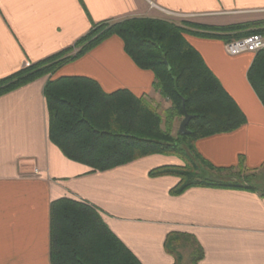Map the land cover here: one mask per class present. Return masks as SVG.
Listing matches in <instances>:
<instances>
[{
  "label": "crops",
  "instance_id": "obj_1",
  "mask_svg": "<svg viewBox=\"0 0 264 264\" xmlns=\"http://www.w3.org/2000/svg\"><path fill=\"white\" fill-rule=\"evenodd\" d=\"M131 17L225 27L264 22V0H0V79L74 46L97 24ZM186 38L247 118L233 133L197 141V152L217 168H236L243 157L247 170L262 174L264 106L248 81L255 54L230 56L223 40ZM58 76L89 77L106 93L125 89L167 106L153 90L154 74L135 65L118 37L65 65ZM46 82L0 97V264H51V204L63 198L99 209L142 264H175L165 247L173 233L196 240L204 253L199 264H264L261 193L193 187L172 195L179 179L150 172L183 165L173 156L91 172L50 142Z\"/></svg>",
  "mask_w": 264,
  "mask_h": 264
},
{
  "label": "trees",
  "instance_id": "obj_2",
  "mask_svg": "<svg viewBox=\"0 0 264 264\" xmlns=\"http://www.w3.org/2000/svg\"><path fill=\"white\" fill-rule=\"evenodd\" d=\"M252 34L264 35V22L225 27L153 17L104 22L93 26L74 46L0 79V97L58 73L118 37L135 65L154 74L153 90L167 106L125 89L106 93L89 77L51 78L44 87L50 142L68 160L91 172L109 171L153 155L176 157L183 165L150 172L152 177H177L179 183L171 190L175 196L193 187H207L258 191L264 197V179L245 168L243 157L236 168H217L195 148L199 140L237 131L247 124V118L186 38L229 43ZM248 81L264 106V49L255 54ZM185 113L191 116L190 134L180 136L178 125ZM50 215L51 264H142L95 206L63 198L51 204ZM165 247L175 264H183L182 248L190 250L191 264H199L204 256L196 240L184 234H170Z\"/></svg>",
  "mask_w": 264,
  "mask_h": 264
},
{
  "label": "built area",
  "instance_id": "obj_3",
  "mask_svg": "<svg viewBox=\"0 0 264 264\" xmlns=\"http://www.w3.org/2000/svg\"><path fill=\"white\" fill-rule=\"evenodd\" d=\"M170 17L178 18L179 15L167 14ZM264 49V35L252 34L242 39L225 44V51L230 56H239L242 54H256ZM29 65V64H28ZM37 174L38 171L36 170Z\"/></svg>",
  "mask_w": 264,
  "mask_h": 264
},
{
  "label": "rangeland",
  "instance_id": "obj_4",
  "mask_svg": "<svg viewBox=\"0 0 264 264\" xmlns=\"http://www.w3.org/2000/svg\"><path fill=\"white\" fill-rule=\"evenodd\" d=\"M171 20H174V21H176L177 20V22H180V21H187V19H171ZM59 72V71H58ZM57 74L58 73H55V74H51V75H49V76H47V77H44V79L46 80V81H48L49 79H51V78H55V77H57ZM43 79V78H42ZM178 126H180V125H178ZM237 174V173H236ZM243 175H246L245 173L243 174ZM210 177H215V175L213 174V175H211ZM258 179L260 180V179H264V172L261 174V176L260 177H258ZM260 189H263V188H260ZM182 253H183V257H184V261H183V264H191V258H190V250L188 249V248H182Z\"/></svg>",
  "mask_w": 264,
  "mask_h": 264
},
{
  "label": "water",
  "instance_id": "obj_5",
  "mask_svg": "<svg viewBox=\"0 0 264 264\" xmlns=\"http://www.w3.org/2000/svg\"><path fill=\"white\" fill-rule=\"evenodd\" d=\"M190 121H191V116L185 113V117L180 123L179 129H178V134L180 136H187L190 134V132L188 131V124Z\"/></svg>",
  "mask_w": 264,
  "mask_h": 264
}]
</instances>
